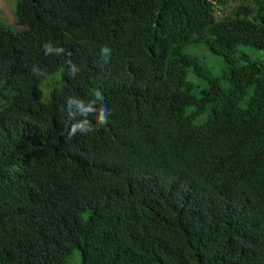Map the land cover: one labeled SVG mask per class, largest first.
I'll return each instance as SVG.
<instances>
[{
    "label": "trees",
    "instance_id": "16d2710c",
    "mask_svg": "<svg viewBox=\"0 0 264 264\" xmlns=\"http://www.w3.org/2000/svg\"><path fill=\"white\" fill-rule=\"evenodd\" d=\"M16 14L21 31L0 22V264H264V55L248 52L264 51V0ZM96 91L108 122L66 138L67 100Z\"/></svg>",
    "mask_w": 264,
    "mask_h": 264
},
{
    "label": "clouds",
    "instance_id": "9594fccd",
    "mask_svg": "<svg viewBox=\"0 0 264 264\" xmlns=\"http://www.w3.org/2000/svg\"><path fill=\"white\" fill-rule=\"evenodd\" d=\"M45 49V54H50L55 52L56 55H60L64 52L63 48L53 47V45L49 43H45L43 45ZM111 54V49L107 46L101 48V56L104 58V62H107L108 57ZM70 68L72 70H76L75 65L70 64ZM33 71L37 74H42L41 71L34 67ZM104 96L100 91H96L94 93L93 99L90 100L87 104L80 100H73L69 98L67 100V118L69 121H74L71 123L70 128H66L65 131L67 133L68 139L74 137L77 133L81 134H89L94 131L92 122L87 118L89 115H96L97 123L99 125H104L108 122L109 118V110L107 105L104 103ZM75 101V104H74ZM77 116L82 117L77 120Z\"/></svg>",
    "mask_w": 264,
    "mask_h": 264
},
{
    "label": "rangeland",
    "instance_id": "374dc122",
    "mask_svg": "<svg viewBox=\"0 0 264 264\" xmlns=\"http://www.w3.org/2000/svg\"><path fill=\"white\" fill-rule=\"evenodd\" d=\"M17 4L18 0H0V22L7 26L8 29L18 32L21 31L22 28L17 23ZM194 49H199V53L206 56H202L203 60L206 61V65L214 72H217L220 68L224 66L223 58L216 56L211 53V51L208 52L205 51L206 48L201 47H194L191 48L190 51H193ZM248 52L251 55L253 59L255 58H262L264 55V51H256L254 52L252 49L248 48ZM58 77L55 76L52 79H57ZM50 82L52 83V80L50 79ZM49 86H51L50 83H48ZM43 90L45 89V86H42ZM46 93V92H45ZM47 94H45L46 97ZM68 264H82L83 263V254L80 250L75 251L72 253L68 259Z\"/></svg>",
    "mask_w": 264,
    "mask_h": 264
}]
</instances>
